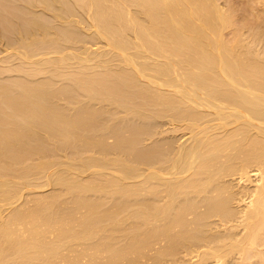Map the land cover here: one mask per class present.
<instances>
[{
  "label": "bare ground",
  "instance_id": "obj_1",
  "mask_svg": "<svg viewBox=\"0 0 264 264\" xmlns=\"http://www.w3.org/2000/svg\"><path fill=\"white\" fill-rule=\"evenodd\" d=\"M259 1L0 0V264H264Z\"/></svg>",
  "mask_w": 264,
  "mask_h": 264
},
{
  "label": "rangeland",
  "instance_id": "obj_2",
  "mask_svg": "<svg viewBox=\"0 0 264 264\" xmlns=\"http://www.w3.org/2000/svg\"><path fill=\"white\" fill-rule=\"evenodd\" d=\"M243 1V2H242ZM257 1V2H256ZM242 2V3H241ZM254 3V4H252V3ZM256 2V3H255ZM233 3V2H232ZM238 4V6L236 5V4ZM241 3V4H240ZM244 3H247L248 5L246 6ZM249 3H251V4H249ZM257 3H258V5H257ZM260 3V1L258 2V0H253V1H247V0H234V5H236L239 9H238V14L240 15H238L239 16V19L241 18V15H242V18L239 20L240 21V23H243L244 22V24H247V23H249V24H251V22L253 23V17H254V15H256V14H254L255 12H256V10H257V12L258 11H261V4H259ZM240 4V5H239ZM244 4V5H243ZM243 5V6H242ZM251 7H250V6ZM256 5V6H255ZM242 6V7H241ZM246 6V7H245ZM253 6H255V7H253ZM236 7V8H237ZM244 7V8H243ZM259 8V10H258V8ZM243 8V9H242ZM246 8H247V11H245L246 10ZM250 8H252L251 10H253V11H251L250 10ZM261 8V9H260ZM242 9V10H241ZM250 11V12H249ZM242 12V13H241ZM248 12V13H247ZM262 12V11H261ZM250 13V14H249ZM244 14H246V15H244ZM248 14V15H247ZM252 14V15H251ZM254 14V15H253ZM243 15H244V17H243ZM251 15V16H250ZM256 17V16H255ZM251 18V19H250ZM243 19V20H242ZM241 20H242V22H241ZM248 25V24H247ZM4 40H1L0 41V48H1V51H0V57L1 58H3V57H5V56H8L9 54H11L12 52H13V49L12 48H10V49H5V51H4V43L5 42H3ZM2 44V45H1ZM11 52V53H10ZM6 54V55H5ZM5 55V56H4ZM3 56V57H2Z\"/></svg>",
  "mask_w": 264,
  "mask_h": 264
}]
</instances>
